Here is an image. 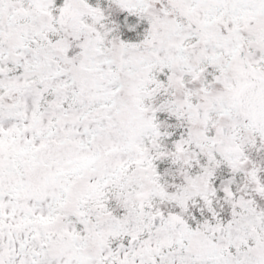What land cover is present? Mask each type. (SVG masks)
I'll return each mask as SVG.
<instances>
[{
	"label": "snow or ice",
	"instance_id": "6c2138e0",
	"mask_svg": "<svg viewBox=\"0 0 264 264\" xmlns=\"http://www.w3.org/2000/svg\"><path fill=\"white\" fill-rule=\"evenodd\" d=\"M0 264H264V0H0Z\"/></svg>",
	"mask_w": 264,
	"mask_h": 264
}]
</instances>
